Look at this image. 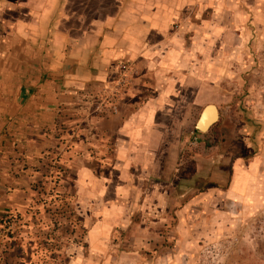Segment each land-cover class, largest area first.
<instances>
[{
	"label": "crops",
	"instance_id": "0c3cea01",
	"mask_svg": "<svg viewBox=\"0 0 264 264\" xmlns=\"http://www.w3.org/2000/svg\"><path fill=\"white\" fill-rule=\"evenodd\" d=\"M255 123L264 0H0V264H172L256 200Z\"/></svg>",
	"mask_w": 264,
	"mask_h": 264
},
{
	"label": "rangeland",
	"instance_id": "374dc122",
	"mask_svg": "<svg viewBox=\"0 0 264 264\" xmlns=\"http://www.w3.org/2000/svg\"><path fill=\"white\" fill-rule=\"evenodd\" d=\"M255 124L259 125L260 131L264 129L263 125ZM238 127L239 123L236 121L229 123V130L232 133L231 145H234L233 136ZM262 138L258 144L255 141L254 143L257 144L256 149L261 154L264 166ZM205 147L210 148V142H206ZM249 149V152L245 149L246 154H251L255 150L253 147ZM256 187L258 192L256 200L246 203V210H242L244 214L238 215L239 211H235L224 222L219 221L217 233H204L202 236L187 234L185 238L188 246L186 249H180L178 257L172 264H264V176L258 179ZM190 240L192 242H189Z\"/></svg>",
	"mask_w": 264,
	"mask_h": 264
},
{
	"label": "built area",
	"instance_id": "2783aa9c",
	"mask_svg": "<svg viewBox=\"0 0 264 264\" xmlns=\"http://www.w3.org/2000/svg\"><path fill=\"white\" fill-rule=\"evenodd\" d=\"M131 74L132 68L128 63L122 62L119 64L118 73L112 85L106 87V92L101 98V102L97 105V110L99 112H117V107L121 98V94L130 82Z\"/></svg>",
	"mask_w": 264,
	"mask_h": 264
},
{
	"label": "water",
	"instance_id": "95a60500",
	"mask_svg": "<svg viewBox=\"0 0 264 264\" xmlns=\"http://www.w3.org/2000/svg\"><path fill=\"white\" fill-rule=\"evenodd\" d=\"M219 112L214 104H207L201 110L195 123V127L200 131H207L209 127L217 121Z\"/></svg>",
	"mask_w": 264,
	"mask_h": 264
},
{
	"label": "trees",
	"instance_id": "16d2710c",
	"mask_svg": "<svg viewBox=\"0 0 264 264\" xmlns=\"http://www.w3.org/2000/svg\"><path fill=\"white\" fill-rule=\"evenodd\" d=\"M197 130V129H196Z\"/></svg>",
	"mask_w": 264,
	"mask_h": 264
}]
</instances>
